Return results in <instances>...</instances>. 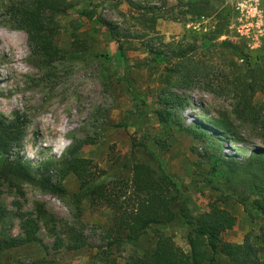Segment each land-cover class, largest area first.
<instances>
[{
	"label": "rangeland",
	"instance_id": "1",
	"mask_svg": "<svg viewBox=\"0 0 264 264\" xmlns=\"http://www.w3.org/2000/svg\"><path fill=\"white\" fill-rule=\"evenodd\" d=\"M4 1L9 0H0ZM211 1L221 2L220 7L229 11L219 36H215L220 27L216 14L192 17L186 13V1L65 0L66 11L55 18V45L62 57L48 72L34 67L26 34L12 30L0 10V116L20 114L28 122L19 155L35 167L58 159L71 144L80 146L76 156L91 160L102 171L100 180L109 187L116 185L125 202L130 195V171L124 165L143 135L164 167L192 191L202 186L218 152L243 162L252 150L264 149V0ZM85 9L110 23V29L94 34L95 25L81 15ZM178 50L187 52L180 61L182 75L187 74L190 61L198 64L199 72L189 80L191 88L173 89L186 100L175 121L164 122L158 113L163 108L160 95L169 69L178 63ZM158 54L161 59H156ZM244 84L252 89L245 92ZM128 86L143 102L141 119ZM245 100L249 107L238 105ZM220 116L228 118L235 139L210 125ZM253 119L259 123L254 125ZM192 125L201 126L206 134L198 135ZM3 159L0 156V169ZM64 185L68 195L58 198L30 184L11 188L0 183V237L18 236V208L31 211L40 203L87 246L55 250V238L41 228L38 237L45 247L14 248L0 255V264H30L39 259L51 264H126L155 246L151 231L135 242H118L108 232L111 210L84 201L78 212L70 201V195L78 191L76 178L67 176ZM216 196L207 190L194 193L189 206L192 215L205 213ZM219 205L236 219L223 240L241 244L249 237L264 264V226L233 200ZM63 224L58 237L67 240ZM163 232L189 252L184 229Z\"/></svg>",
	"mask_w": 264,
	"mask_h": 264
},
{
	"label": "trees",
	"instance_id": "2",
	"mask_svg": "<svg viewBox=\"0 0 264 264\" xmlns=\"http://www.w3.org/2000/svg\"><path fill=\"white\" fill-rule=\"evenodd\" d=\"M176 1L178 4L186 1L185 6L188 9L186 13L192 17H209L215 13L220 23L215 36L222 34L219 28L224 29L227 26L229 11L221 8L222 3L219 1ZM66 8L65 0L0 2L2 17L7 20L9 27L26 34L30 59L34 67L41 71L48 72L62 57L61 50L55 45L58 30L55 18L64 13ZM88 13L89 11L85 9L81 15L88 17L95 25L94 34L102 28L110 29V23ZM114 40L118 43L121 53L119 40L115 37ZM161 55L158 54L156 59H161ZM186 55L187 52L184 50L175 52L178 63L169 69L171 74L166 75V85L160 95V105L163 108L158 112L164 122L175 121V114L184 106L186 100L173 89L191 88L189 80L195 78L199 72L198 64L190 61L187 74L182 75L180 61L185 59ZM174 77L176 79L172 80ZM250 89H252L250 84H244L245 92ZM128 90L138 119H141L139 105L143 102L139 96L132 93L130 86ZM238 105L249 107V101H242ZM252 121L254 125L259 123L257 119ZM27 123L25 116L20 114H15L12 118L0 116V156L4 158L0 169V183L11 188H16L20 184H30L42 192L64 198L68 195L64 180L67 176L73 175L78 182V191L70 195L74 208L79 212L84 201L106 206L111 210V226L108 232L109 235L114 233L118 242H135L149 231L155 235L157 239L155 246L146 250L142 256L131 258L126 264H262L259 248L249 237L241 244L223 240L222 235L234 228L236 219L219 204L233 200L243 206L253 221L264 226V149L252 150L243 162L218 152V157L212 163L204 183L192 191L185 184L178 183L175 176L164 167L158 154L148 148L146 136L143 135L142 142L133 144V154L124 165L130 171L128 180L130 195L126 196L124 202L115 190L116 185L109 187L100 180L102 171L91 160L76 156L80 146L75 144L67 146L58 159L50 158L32 167L30 162L19 155L23 150ZM209 123L235 139L227 117H216ZM192 126L197 129L198 135L206 134V130L201 126ZM137 147L141 150L136 151ZM205 190L215 193L216 199L209 204V209L205 213L195 217L190 211V198L194 193H203ZM127 201L128 206L122 207ZM17 212L21 233L16 237H0V255L25 245L45 247L38 237L41 228L46 229L55 238L52 246L55 250L65 245L69 250L87 246L85 241L71 235L75 231L68 228L67 223L64 225L61 220L49 213L43 204L36 203L33 210L25 212L18 208ZM76 220L78 221V218ZM59 224L68 229L64 232L67 240L58 237ZM172 227L185 230L189 252H184L171 237L164 234V229ZM30 264L51 263L39 259L33 260Z\"/></svg>",
	"mask_w": 264,
	"mask_h": 264
}]
</instances>
